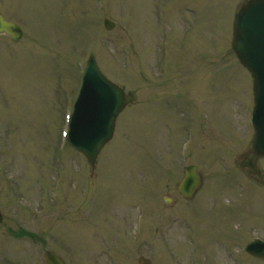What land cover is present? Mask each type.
Listing matches in <instances>:
<instances>
[{"label": "rangeland", "instance_id": "obj_1", "mask_svg": "<svg viewBox=\"0 0 264 264\" xmlns=\"http://www.w3.org/2000/svg\"><path fill=\"white\" fill-rule=\"evenodd\" d=\"M245 1L0 0L23 29L0 37V264H45V250L66 264H264L244 253L264 240V186L238 171L253 136L251 78L231 49ZM90 54L136 97L94 170L59 143ZM189 165L201 186L186 201Z\"/></svg>", "mask_w": 264, "mask_h": 264}, {"label": "water", "instance_id": "obj_2", "mask_svg": "<svg viewBox=\"0 0 264 264\" xmlns=\"http://www.w3.org/2000/svg\"><path fill=\"white\" fill-rule=\"evenodd\" d=\"M106 29L113 25L104 22ZM17 43L21 28L0 15V36ZM232 50L253 81L252 152L245 164L250 173L259 174L255 161L264 157V0H249L236 14L233 22ZM134 98L109 82L99 71L93 55L86 64L79 96L74 104L68 144L81 152L93 167L101 148L111 139L118 114ZM198 186L196 168L189 167L178 190L190 197ZM2 216L0 214V221ZM253 256L264 258V243L255 241L247 247ZM48 264H62L51 252L46 253Z\"/></svg>", "mask_w": 264, "mask_h": 264}, {"label": "flooded vegetation", "instance_id": "obj_3", "mask_svg": "<svg viewBox=\"0 0 264 264\" xmlns=\"http://www.w3.org/2000/svg\"><path fill=\"white\" fill-rule=\"evenodd\" d=\"M103 254L106 255V256H108L110 253H106V252H104ZM37 258H38V257H37ZM148 260H149L148 258L143 257V256L141 255V256H139V257L137 258V263H138V264H139V263H145V262L150 263ZM32 261H33V260H32ZM150 264H151V263H150Z\"/></svg>", "mask_w": 264, "mask_h": 264}]
</instances>
